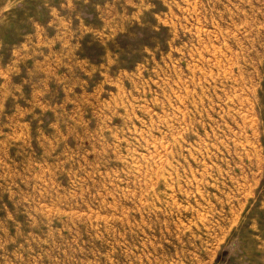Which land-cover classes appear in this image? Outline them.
<instances>
[{
	"label": "rangeland",
	"instance_id": "rangeland-1",
	"mask_svg": "<svg viewBox=\"0 0 264 264\" xmlns=\"http://www.w3.org/2000/svg\"><path fill=\"white\" fill-rule=\"evenodd\" d=\"M0 264H264V0H0Z\"/></svg>",
	"mask_w": 264,
	"mask_h": 264
}]
</instances>
